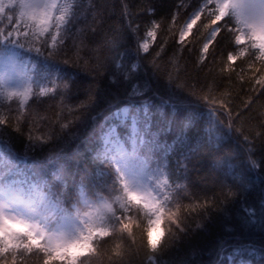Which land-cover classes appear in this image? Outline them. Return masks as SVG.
<instances>
[{"label": "trees", "instance_id": "16d2710c", "mask_svg": "<svg viewBox=\"0 0 264 264\" xmlns=\"http://www.w3.org/2000/svg\"><path fill=\"white\" fill-rule=\"evenodd\" d=\"M188 1L61 0L60 9L71 12L59 25L58 42L55 30L38 33L53 40V48L47 43L32 45L28 36L13 40L56 64L59 74L64 73L57 87L67 88L57 95L37 94L22 105L25 113L15 104H0V143L21 163L29 161L34 168L42 164L43 168L36 167L40 177L57 191L65 190V197L69 192L66 202H76L81 190L97 198L115 189L113 173L107 174L98 162L96 134L108 125L105 118L114 120L116 107L133 103L134 108L145 109L143 101L151 102L146 115L155 121V131L164 134V155L172 177L183 173L181 158L197 156L194 170L190 167L186 177L188 191L181 197L178 218L165 223L157 250L150 247L146 221L134 218V223L127 221L129 228L115 227L96 243L83 264H152V255L157 264H264V129L260 128L264 95L259 96L254 81L255 92L251 91L247 80L248 64L260 68L264 60L239 58L229 69L227 54L234 50L236 21L226 17L220 25L224 31L201 62L199 44L207 27L218 20L208 6L180 45L176 30L190 13L193 1L189 8ZM11 12L7 16L16 19L17 13ZM154 21L160 24L156 39L143 53L140 42ZM161 47L164 51L157 56ZM253 96L255 103L243 111V102ZM221 101L233 109V117ZM211 105L225 116L222 124L227 123L226 117L231 122L237 141L215 151L199 147L201 139L186 135V146L174 159L169 150L172 146L178 150L180 144L171 138L174 124L177 130L203 133L196 117H204ZM245 151L252 154L258 170L249 169ZM199 204L203 206L189 207ZM15 252L22 254L0 256V264H53L23 249Z\"/></svg>", "mask_w": 264, "mask_h": 264}, {"label": "rangeland", "instance_id": "374dc122", "mask_svg": "<svg viewBox=\"0 0 264 264\" xmlns=\"http://www.w3.org/2000/svg\"><path fill=\"white\" fill-rule=\"evenodd\" d=\"M54 1L39 0L41 3H53ZM19 2L21 3V7H19L18 16H16V19H13L11 25L5 28L0 24V36L2 40L3 38L5 39L8 48L4 53L3 51L0 52V104L2 106H12L14 104L17 106L20 101H24L21 93L26 91V86L30 79L25 72L27 60L19 58L17 54L19 46H12L7 39L8 36L14 35L12 25L24 20V16L21 13L22 11L26 12V9L23 7L25 0H20ZM210 2L212 4L211 11L216 7H223V0H206L205 3L199 4L198 7L189 13L185 22L193 12H203L205 5ZM231 10L229 13L233 14L237 23L235 31L237 41L242 42V38L246 35H248L249 39V44L245 45L246 48H239L235 43L237 48L235 53L243 56L254 54L259 59L257 48L261 49L262 44H264V23H259V15L253 16L252 13L264 12V0H231ZM199 17V15L195 16L193 26ZM215 17L216 20L220 19V17ZM253 24L257 26L251 35H249V26ZM39 34L28 35L32 45L42 47L47 43L51 48L54 46L52 39V42H50V38H42ZM54 39H56L55 36ZM146 41H149L150 46L152 45V40L148 34L140 44L142 50V45ZM112 133L111 130H108L102 135L104 141L101 155L110 158L112 162L110 163L115 173V180L118 179L119 185L117 188L120 189L114 195L111 193L112 189L108 191L106 196H97L98 199L94 201L84 198V192H81L80 203L65 205L63 201L58 202V198L53 201L49 200L50 197L38 185L30 186L25 191V188L21 185L14 187L15 189H11L3 183L0 184V229H2L3 233H6V230L2 226L4 223H23V227L15 228L21 234H24L26 244L20 245L26 254H34V257L44 259L45 262H54L58 259L64 260L65 256H67L69 258L66 264H76L79 255L92 252L95 244L103 240L107 235H111L115 227L120 230L124 226H128L129 228L131 225L128 224V220L130 223L135 222L134 218H143L147 221L150 245L154 241V233L157 232V229L161 227L165 229V223L174 220L172 214L169 216L170 218H167V215L164 217V215L160 214V211L152 202L153 195L156 198H160L164 193L171 196L172 189L165 191L163 184L157 183L154 176L151 178L152 180H149L150 178L146 179L144 175L145 164H137L139 159L144 160V158L140 157L135 150L137 146L135 140L131 142L132 149L128 151V147L125 146L123 141L118 140L114 133L112 136ZM2 176H4L3 173ZM124 183L131 190L147 195L143 199L131 195L125 198L123 195ZM182 195L179 193L177 199H180ZM172 198L175 199V196H172ZM132 200H135V206H133L135 208L130 211L132 212L130 216L127 214L124 216V223L115 220L113 224L108 225L107 219L109 216H107V212L109 208L111 206L114 207L116 202L132 206L129 203ZM137 212H139L138 216ZM38 219H40L39 222H37ZM116 223L120 227L119 225L117 227ZM46 233H50L47 235V242L41 246L37 242V238ZM91 235H94V238L88 243ZM53 241L59 243L54 245ZM69 244L72 245L71 248L68 247ZM14 248L16 246L12 247L2 244L0 246V256L4 258H19L22 252H15ZM150 259L152 260V264H157L155 257H151Z\"/></svg>", "mask_w": 264, "mask_h": 264}, {"label": "bare ground", "instance_id": "6f19581e", "mask_svg": "<svg viewBox=\"0 0 264 264\" xmlns=\"http://www.w3.org/2000/svg\"><path fill=\"white\" fill-rule=\"evenodd\" d=\"M193 1V3L191 4V8H190V12L195 9L196 7H198L199 2L203 1V0H189L186 7L189 8V4ZM223 7H216L214 10H212V12L210 13V15L213 16H217L220 17L221 20L226 18V17H231L233 18V14L229 13L231 12V0H229L228 2H226V0H223ZM70 10L66 11L64 14L65 15H69L70 14ZM196 12H193L189 18L194 15ZM189 15V14H188ZM188 18V19H189ZM187 19V20H188ZM186 20V21H187ZM195 17L192 19V22L190 24L187 25V28L184 29V24L185 21L181 22V24L177 27L176 30V35L178 37V41H179V32L182 31L181 33V38L187 39L188 36L191 34L190 32L192 31V28H194L193 23H194ZM215 23V22H214ZM211 27L208 26L206 32L204 33V37L203 42L201 40L200 44H199V51L203 45L205 41V36L211 34V32L208 33L209 28ZM152 27H150L147 32H145V37H147V34L149 33L150 29ZM219 28H217L218 31ZM156 34L158 32V28L155 29ZM42 33V32H40ZM145 37L141 40V42L145 39ZM153 41V40H152ZM185 41V40H184ZM140 42V44H141ZM51 48V47H50ZM53 48V47H52ZM141 48V47H140ZM162 49V47H161ZM208 50V44L205 43L204 44V51L207 52ZM141 51L143 53L144 50L141 49ZM237 51L235 42H234V50L233 51H229L230 52H234V54H236L235 52ZM41 54V53H40ZM43 55V54H41ZM247 57L249 59L254 60V62H257L256 60L258 59L254 54L250 55V54H246L245 56L243 55H232L231 57L228 56L227 54V58L228 60H237L239 58H244ZM200 59L201 62L205 59V56L202 58L201 57V51H200ZM238 61V60H237ZM48 66L47 71L50 72H54L55 74H59V69L58 66L56 64H54L53 62L49 63V64H43ZM249 65V64H248ZM64 68V66H63ZM62 68V69H63ZM63 71L55 77H48L46 74H44V76L46 77V80L48 81L50 88L49 89H54V91H48V94H52V95H57L58 93H60L59 91H61L63 88H67L65 86L63 87H56L53 82H55L58 85V82L60 81L57 78H63ZM39 95L42 94V91L40 88L37 89L36 91ZM62 92V91H61ZM56 93V94H55ZM143 103H145L147 106L145 107V109L142 108H134L132 105L133 103H129L127 104L126 110L122 109V107H116V109L112 112V115L114 117V120H108L107 118H105L106 122H108L106 127L100 128V130L97 131L96 134V145H97V150L100 151L103 147V139H102V135L104 134L105 131L111 130L114 134H117L120 130L122 131V128L126 127V124L124 122H121L120 124L118 123V117L119 118H123V114L120 112V109L124 112L125 115L128 116V114H135L138 112L139 115H141L140 113H142V116H140V118H138L137 120V125L139 127V129H133L131 131H126L123 136L126 137V139L128 141H131L133 139H135L136 141L139 142V145L141 147V149L139 150V153L141 154V156L144 158V160L139 159V161L137 162V164H141L144 163L146 168L144 170V175L146 177V179L149 178H153L157 183H162L164 186V190L165 191H169L170 188H172V195L169 196L166 193H164L162 196H160V198H156L155 195H153V197H155L153 199L152 197V202L154 203L155 207L158 208V210L160 211V214L167 215V218H170L169 216L172 214L174 216V218L179 215L178 210L181 208L180 206V199L178 198L179 193L180 194H185L188 191V180H187V174L190 171V167L191 169L194 170L193 165V158L195 159L197 156H194L193 154H189L188 156L181 158L180 159V169H182V175L180 177H172L170 170H169V159H166L165 155H164V151L165 149H163L165 147V139H163L164 137H162L164 134L162 131H155L156 124L155 121L152 120L150 117H148L146 114L148 113V109L150 106L149 101H143ZM18 106V110L25 113L27 110L21 106V105H17ZM208 107V106H207ZM148 108V109H146ZM219 108L217 106L211 105L208 108H206L203 112L204 117H196L198 119H200L199 124H201L202 128L204 131H202L203 133H194V132H184L181 130H177L176 129V124H174V127L171 130V138L180 143L179 144V148L178 150H173L174 147L172 146V150H169V153L172 154L173 158H178L180 157V152L183 149V146H186V139L188 135L189 137L192 136L193 138H198L201 139V141H199L201 143V145L197 144L199 147H204L206 149L210 148V150H223V147L225 146H233V140L237 141V137L236 135H234V133L232 132L233 126L231 124V122L227 121V117L225 120V125L221 123V117L218 115V111ZM225 117V116H224ZM222 117V118H224ZM160 137V139L157 141V139ZM239 142V141H238ZM0 149L3 150V154H5V158L8 159V161H14L17 160V157H14L12 155V151L10 150V148L8 146H6V144H4L3 142L0 143ZM44 149V148H43ZM194 149V148H193ZM168 150V149H167ZM186 150L188 152H191L189 149L186 148ZM197 150H199V148H197ZM220 150V151H221ZM243 155L246 158V161L248 162V164L250 165L249 169L251 171H256L258 170L256 167V161L254 160V157L252 156V154L249 151H245L243 153ZM97 158H98V162L101 164V167L103 169L106 170L107 174H112L114 175V180H115V173L113 171V167H112V162L110 161V158L108 156L103 157L101 155V151L100 153H97ZM192 159V160H191ZM53 165L57 166L56 164H54V162H56L55 160L51 161ZM111 162V163H110ZM28 165L30 166H34L31 162H27ZM42 164L36 163V167L37 168H43V166H41ZM112 171V172H111ZM107 183H110L109 180H107ZM118 179L115 180V186L112 190V194L114 195L120 188H117L118 186ZM101 189L97 192L100 193ZM178 191V192H177ZM182 195V196H183ZM100 196V195H98ZM172 196H175V199L172 198ZM79 197V196H78ZM93 198V197H92ZM78 198L76 197V200ZM93 199H97V198H93ZM246 204V203H245ZM135 207L133 206H126V205H122L120 202H116L112 213L110 215V218H112L113 220L116 221H122V218H124V216L127 214L130 216V214L132 212H130L132 209H134ZM112 209L109 208V210ZM137 212V216H138ZM143 219V218H141ZM145 220V219H143ZM146 221V220H145ZM146 226H147V231L149 230V226L148 223L146 221ZM151 257H154L153 255ZM150 257V258H151ZM151 263L152 260L150 259Z\"/></svg>", "mask_w": 264, "mask_h": 264}, {"label": "snow or ice", "instance_id": "6c2138e0", "mask_svg": "<svg viewBox=\"0 0 264 264\" xmlns=\"http://www.w3.org/2000/svg\"><path fill=\"white\" fill-rule=\"evenodd\" d=\"M54 6L55 5L53 3H41V2H39V0H25V4L23 7L26 9V12L22 11V13H21V15L24 16V20H21L19 23H15L14 25H12V29L14 31V38L19 39V37L21 35L27 37L28 35H36L40 32H44V31H47L48 33H50V32H53L55 30L54 34H55L56 43H57L58 37H59V25L65 21L66 17L64 15L56 16L53 12ZM209 7H211V5H209ZM252 14H253V16L259 15V17H260L259 23H264V12H262V13L253 12ZM196 15H199L200 20H201L202 15H204V13L201 11H197L194 15H192L185 22L184 29L187 28V25L192 22V19ZM223 20H218V21H215V23L211 24V27L209 28V31H208V33L211 32V34L205 36L206 42L203 43V45L200 49L202 58L204 56L209 55L210 44L216 43L221 32L224 31V29L222 27H220L221 22ZM25 21H26V23H25ZM256 26H257L256 24L249 26V35H251V33L254 31ZM159 27H160V24L157 23L156 21H154L152 23V28L150 29V31L148 33L149 38L151 40L155 41V39H156L155 29L159 28ZM217 28H219V31H216ZM192 30H193V28H192ZM182 31L179 32L178 43L183 46L185 37L181 38ZM234 41L239 46V48H246L245 45L249 44L248 35H246L242 38V42L237 41L236 37L234 36ZM205 43L208 44V51L207 52L204 51V44ZM142 47H143L144 52L148 53L150 51L149 41L144 42ZM163 51H164V49L162 48L160 50V52L156 53V55L160 56ZM257 53H258L259 60L260 61L264 60V50L257 48ZM232 55H234V52L228 53L229 57H231ZM77 58H79V53L77 54ZM237 60H239V59H237ZM237 60H231V59L228 60V62H230L229 63V69L232 67V64L235 63ZM249 68L251 70V75L249 77H247V80L249 82L250 90L255 92V89H251V83H252V81H254L260 90L259 96L264 95V66L261 65L260 68H255L253 64H249ZM258 74H259V78L257 79ZM240 79L245 80L244 77H241ZM41 91L44 94H47L48 91H54V89H42ZM21 95L23 96L25 101L28 99V92L27 91H25L24 93H21ZM206 98L209 99V97L207 95H206ZM255 98L256 97L253 96L249 100L243 102V104H242L243 111L246 112V111H248L249 108H251L253 106V104L255 103ZM210 101L214 104L217 103L216 100H210ZM220 106L223 107L229 113V115L231 117H233L232 116L233 109L229 108L227 103L221 101ZM261 107H264V105H261ZM262 115H264V113H262ZM238 118H239V113L237 114L236 119H238ZM4 122L6 123L7 121H4ZM260 128L264 129V123L260 124ZM123 195L125 196V198H127V196L131 195L133 197H139V198L143 199L145 197V195H147V194L139 192V191H133L127 186L126 183H124ZM154 198L155 197H153V199ZM129 203H130V205L135 206V200L129 201ZM202 206H203L202 204H199V205H190L189 207L195 208V207H202ZM164 235H165V230L162 227L158 228L157 232L154 233V241L150 245V247L153 251L157 250L160 247V244L163 242ZM68 247L71 248L72 245L69 244ZM90 255H91L90 253H85V254L79 255L77 257V264H83L84 261L89 260ZM68 258L69 257L65 256L64 260L58 259V260L54 261L53 264H66V261Z\"/></svg>", "mask_w": 264, "mask_h": 264}, {"label": "clouds", "instance_id": "9594fccd", "mask_svg": "<svg viewBox=\"0 0 264 264\" xmlns=\"http://www.w3.org/2000/svg\"><path fill=\"white\" fill-rule=\"evenodd\" d=\"M2 226L6 230V235H8V234H12V233H8L7 229H13L14 230L15 227H23L24 224L23 223H18V224L17 223H4ZM57 243H59V242L53 241L54 245Z\"/></svg>", "mask_w": 264, "mask_h": 264}]
</instances>
